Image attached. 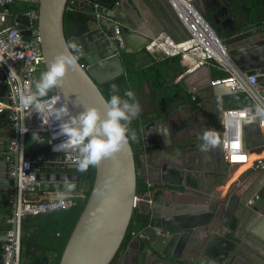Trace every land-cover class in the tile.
<instances>
[{"label": "water", "instance_id": "obj_1", "mask_svg": "<svg viewBox=\"0 0 264 264\" xmlns=\"http://www.w3.org/2000/svg\"><path fill=\"white\" fill-rule=\"evenodd\" d=\"M68 1L42 0L38 4V37L45 71L67 44L75 42L82 49L78 70L70 69L66 83L54 89L70 106L71 115H78L88 106L104 110L106 100L99 91L98 85L123 73L121 53L131 54L134 57L144 51L145 46L152 39L161 34L168 35L176 43L182 40L175 34L172 22L166 19L160 10L170 6L167 0H95L98 4L96 11L98 17L88 23V31L79 37L67 39L63 31V16ZM207 4L213 7L212 20L218 26L214 30L222 41L225 34L229 35V39H233L264 27V23L260 22L245 26L240 29V33H236L234 19L228 15L226 8L217 0H208ZM82 5V3L78 4L79 7ZM170 10L171 19L176 24L179 23L172 9ZM20 19L23 23H27L23 16H20ZM179 26L184 30L185 38H188L185 29L181 24ZM115 28L124 45L120 54H117V44L114 40ZM22 34L28 36V32ZM226 48L230 58L240 53V51L229 50L227 46ZM107 68H112V70L103 72ZM210 71L211 67L201 66L180 80L179 85L184 92L200 100H204L206 93H209V96L216 101L219 97L224 102V108H229L230 103L248 100V97L240 91L226 87L222 89L224 86H212L211 82L214 79ZM247 73L258 75L257 82L264 84V69L248 70ZM7 96L8 89L0 88V102L6 104L5 97ZM6 122L7 118L0 115V203L9 202L13 205L12 195L15 192V181L10 178L9 172L14 163L3 162L1 156ZM255 131L256 136L264 143L260 131L258 129ZM140 134L145 148L169 146L170 144L167 119L164 117L144 125L140 129ZM244 136L246 147L253 149L254 144L250 141L249 128H244ZM32 158L33 155H25L26 160ZM168 172H174L181 178L184 170L169 164L163 165L160 183L149 185L155 190L140 203H137L139 196L136 192L138 168L130 144L114 156L105 158L99 167H95L93 183L86 181L81 184L76 167L59 172L37 173L35 178L39 192H57L55 186H59V190L63 191V179L68 178L76 185L73 192L88 194L84 208L65 244L58 264H147L148 261L151 264H173L165 258L162 247L171 243L173 238L171 236L176 235L177 232L170 234L168 231L171 227L164 222L179 216L201 214L205 207L169 203L165 190V187L170 186L165 180ZM168 192L170 195L176 193L174 189H168ZM147 200L150 203H147ZM230 201L237 202L241 206V209L237 211L239 215L234 219L232 217L228 224V230L234 232L231 235L238 238V234L244 229L243 231H248L251 236L264 242V176L253 182L240 196L232 197ZM141 204L147 208L146 212L141 211ZM136 209L150 218L151 236L142 242L135 239V242L125 247L124 240ZM185 225L186 223H181V226ZM218 235L224 238V241L228 240L227 232H219ZM5 238L6 230L0 234L1 246ZM182 240L186 243L188 235L179 237L178 243ZM205 251L200 258H192L190 255L184 260L172 259L182 260L179 264H209L203 259L206 258ZM37 255L40 257L42 252H37ZM228 257L227 253L222 264L227 263ZM31 264H48V259L32 260ZM259 264H264V258L263 263Z\"/></svg>", "mask_w": 264, "mask_h": 264}, {"label": "built area", "instance_id": "obj_2", "mask_svg": "<svg viewBox=\"0 0 264 264\" xmlns=\"http://www.w3.org/2000/svg\"><path fill=\"white\" fill-rule=\"evenodd\" d=\"M41 1L0 0V88L8 89V96L5 97L7 103L0 102L2 106L0 113L5 112L9 124L8 139L3 145L1 156L3 162L14 163L10 168L9 176L15 181V192L12 195L14 201L6 219V238L1 246L0 264H21V226L25 217L71 208L82 195L80 192H72L64 206H59L57 197L52 199L35 197L38 192V182L35 178L37 173L59 172L76 167L74 160L78 156V153L73 150H54L66 139L57 136L59 122L55 119V109L65 107L71 114L70 106L58 93L48 94L44 98L53 112L52 116L46 117V123H43L38 113L22 110L19 107L18 93L15 89L23 90L25 85L39 79L38 73L44 70V58L38 37V4ZM167 2L187 32L188 38L176 43L168 35L161 34L152 39L145 46L144 51L158 58L179 56L185 71L178 81L201 66L216 67L224 72L226 76L214 79L211 85L240 91L248 97L246 106L229 107L221 113V145L219 147L225 162L229 167L250 165L253 170L264 171V156L251 160L252 149L246 147L244 136V128L255 127L264 138V127L260 124L261 118L251 120V116L255 115L256 105L264 104V84L257 82L258 75H249L233 64L224 42L194 7L192 0H167ZM16 3L27 4L29 8L11 14L9 6ZM79 3L91 4L87 0L77 2L69 0L66 9L71 10ZM92 6L97 18L98 4L92 3ZM20 16H23L27 23H23ZM23 32H28V36H24ZM114 35L117 54H120L124 45L117 28ZM11 72L14 73L13 77ZM246 108L250 109L247 113L244 112ZM22 127H26L28 131L21 133ZM33 133H39L44 143L37 141V147L28 146L27 138ZM25 155H33V158L26 160ZM240 157L243 159H239ZM148 195L149 193L146 192L143 196H139L137 203L144 201ZM146 202L150 203L149 200ZM53 204L57 205L55 210L52 208ZM149 227L131 232L130 239L148 240Z\"/></svg>", "mask_w": 264, "mask_h": 264}, {"label": "crops", "instance_id": "obj_3", "mask_svg": "<svg viewBox=\"0 0 264 264\" xmlns=\"http://www.w3.org/2000/svg\"><path fill=\"white\" fill-rule=\"evenodd\" d=\"M170 9L171 7L168 6L160 10L165 18L174 25L175 34L184 39V30L179 26V23L176 24L171 19ZM213 11L210 10L212 14ZM215 27L218 26L215 24ZM247 36V38L242 39L239 36L229 39V35H224L223 42H229L227 45L229 50L240 51V53L231 56V61L241 71L264 69V27L253 31L252 34ZM147 55L151 56V54L144 51L136 55V64H146ZM111 70L112 68H107L103 72ZM210 75L212 77L211 71ZM209 95V93H206L204 100L194 96L197 98L195 107H192L191 101L178 100L171 110L163 116L167 119L170 144L169 146L150 148L143 146L144 150L140 155V166L138 167V178L146 185L147 192L151 195L155 189L150 188L149 185L160 183L163 165L169 164L181 168L184 170L181 178L174 172H168L165 175V180L170 185L165 187L167 201L171 204L205 207L201 214L179 216L164 222V224H169V227H171L168 231L170 234L177 232L176 235L171 236L173 237L171 243L162 247V252L169 262L179 264L190 255L192 258H200L203 251L206 250V258L203 259L209 264H222L227 253L229 257L225 264L263 263L264 242L251 236L248 231H243L244 229L236 238L231 235L234 232L228 230V224L232 217L234 219L239 215L237 211L241 209L237 202H231L230 199L240 196L253 182L264 176V171L253 170L250 165L229 167L219 146L209 152L199 150L198 145L202 143L199 136L205 129L214 128L220 134L221 113L222 109H226L223 106L222 108L218 106L216 99H212ZM231 104L228 105L231 107ZM0 115L6 118L5 112L0 113ZM5 124L4 142L6 143L8 139V121ZM249 134L250 141L254 144L253 150H251L254 155L253 158L256 155H264V143L256 136L255 129L249 128ZM168 189H174L176 193L170 195ZM35 197L38 199H52L57 197V192L38 191ZM11 209L12 204L9 202L0 203V234L6 229V219ZM146 210L147 208L141 204V211L146 212ZM233 219L232 223H234ZM181 223H186V225L183 227ZM148 226H150L148 233L151 236V221ZM27 230L32 233L35 228L27 227ZM219 232L229 234L228 242L218 235ZM183 235H188V240L186 243L183 240L178 243V238ZM142 241L140 240V242ZM133 242H135V238L130 239L125 247ZM192 250L194 251L192 252ZM39 251L29 246H22L21 264H31L32 260L41 258H47L48 264H53L54 254L40 251L42 255L39 257L37 255ZM172 258H181L182 260H173ZM147 264H151L150 261Z\"/></svg>", "mask_w": 264, "mask_h": 264}, {"label": "trees", "instance_id": "obj_4", "mask_svg": "<svg viewBox=\"0 0 264 264\" xmlns=\"http://www.w3.org/2000/svg\"><path fill=\"white\" fill-rule=\"evenodd\" d=\"M76 2L78 0H75ZM80 1V0H79ZM91 4L84 3L71 10L66 9L63 16V31L65 37H79L88 31V23L95 20L92 3L95 0H87ZM224 6L228 15L234 19L236 31L241 28L264 23V0H217ZM206 0H192L194 7L204 17V19L215 29L211 12L207 10ZM80 4V3H79ZM29 8V5L16 3L9 6L11 14L21 12ZM145 52V51H144ZM148 54V53H147ZM147 63L144 65L136 64L135 56L121 53L120 59L123 66V73L105 83L99 84L98 88L105 100L111 97V85L119 87V94L123 95L125 90L131 89L136 94L141 105V112L136 120H132L130 127L137 132V141H130V146L134 153L136 167L140 166V155L143 153V142L140 129L153 120H157L166 115L173 105L178 101L190 102L192 107L197 104V98L191 100L192 96L182 90L179 85L180 78L185 68L181 64L179 56L174 57H155L147 55ZM213 79H219L226 74L216 67H211ZM53 89L48 94L54 93ZM247 101H237L231 104L233 108H242L247 105ZM33 139L30 135L28 142ZM95 167H89L87 172H80L85 181L93 183ZM138 196H143L147 192L146 185L138 178ZM76 200L75 204L68 209L38 216H28L22 220L21 245L29 246L40 251L54 254L53 264H58L65 244L81 214L88 194ZM150 223L149 217L137 209L132 215L128 232L124 240V246L131 238V232L144 229ZM27 227L35 230L29 233Z\"/></svg>", "mask_w": 264, "mask_h": 264}, {"label": "clouds", "instance_id": "obj_5", "mask_svg": "<svg viewBox=\"0 0 264 264\" xmlns=\"http://www.w3.org/2000/svg\"><path fill=\"white\" fill-rule=\"evenodd\" d=\"M82 49L75 42L64 46V50L52 61L51 66L41 73L40 78L25 85L23 90L15 89L18 93L19 107L22 110L36 112L46 123V117L53 115L49 109L48 101L44 98L53 89L62 87L66 83L69 70L76 71L79 68L78 61ZM14 73L11 72V77ZM119 87L111 85V97L105 101L104 110L94 106L85 107L78 115H71L65 107L55 109L54 115L59 122L57 136L66 139L57 145L54 150H73L78 153L74 163L77 171L87 172L89 167H99L105 158L112 157L116 153L129 147L130 141H137V132L131 128L132 120L141 112V105L136 94L131 89L119 94ZM218 106L222 108L223 100L217 98ZM250 109H244L249 112ZM260 117L261 127H264V104L255 107V115L251 120ZM26 127L21 128V133H26ZM202 141L198 148L202 152H209L221 145L219 132L214 128L205 129L199 136ZM44 143L39 133H33V142ZM57 187V199L59 206H64L65 201L74 191L75 183L63 179V191ZM110 187V185L108 186ZM57 207L52 205L53 210Z\"/></svg>", "mask_w": 264, "mask_h": 264}, {"label": "flooded vegetation", "instance_id": "obj_6", "mask_svg": "<svg viewBox=\"0 0 264 264\" xmlns=\"http://www.w3.org/2000/svg\"><path fill=\"white\" fill-rule=\"evenodd\" d=\"M208 0L205 2V5H206V8L207 10H211L213 7H210L208 4H207ZM213 14H214V11H213ZM213 14L211 13V16H213ZM236 33H240V31H236ZM248 36L245 34L244 35H240L239 38L242 39V38H247ZM78 175L80 177V183L83 184L85 183L86 181L84 180L83 176L80 174V172H78ZM84 195V194H83ZM1 257V256H0Z\"/></svg>", "mask_w": 264, "mask_h": 264}, {"label": "rangeland", "instance_id": "obj_7", "mask_svg": "<svg viewBox=\"0 0 264 264\" xmlns=\"http://www.w3.org/2000/svg\"><path fill=\"white\" fill-rule=\"evenodd\" d=\"M248 34H252V32H251V33H248ZM248 34H246V35H248ZM224 42H225V41H224ZM228 43H229V42L226 41V42H225V46H227ZM44 71H45V70H42L41 72L38 73V78H40L41 73L44 72ZM4 144H5V142L3 141V145H4ZM27 144H28V146H30V147H31V146H32V147H37V146H36V145H37V142H33V139H32L31 141H29V142H28V140H27ZM2 152H3V151H2ZM83 197H84V196H83V194H82V195H81V198H83Z\"/></svg>", "mask_w": 264, "mask_h": 264}, {"label": "bare ground", "instance_id": "obj_8", "mask_svg": "<svg viewBox=\"0 0 264 264\" xmlns=\"http://www.w3.org/2000/svg\"><path fill=\"white\" fill-rule=\"evenodd\" d=\"M2 106L0 105V110H1ZM253 150V149H252ZM251 153V151H250ZM253 154L251 153L250 159L253 160L254 158H257L258 156H264V155H256V157L253 158ZM246 166V165H245Z\"/></svg>", "mask_w": 264, "mask_h": 264}, {"label": "snow or ice", "instance_id": "obj_9", "mask_svg": "<svg viewBox=\"0 0 264 264\" xmlns=\"http://www.w3.org/2000/svg\"><path fill=\"white\" fill-rule=\"evenodd\" d=\"M233 159H237V157H233ZM239 159H243V157H240Z\"/></svg>", "mask_w": 264, "mask_h": 264}]
</instances>
